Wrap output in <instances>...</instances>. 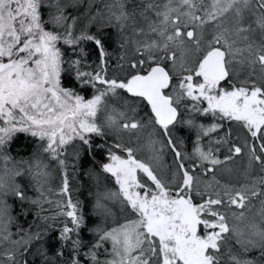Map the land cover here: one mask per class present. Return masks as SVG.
Wrapping results in <instances>:
<instances>
[{"label": "snow or ice", "instance_id": "6c2138e0", "mask_svg": "<svg viewBox=\"0 0 264 264\" xmlns=\"http://www.w3.org/2000/svg\"><path fill=\"white\" fill-rule=\"evenodd\" d=\"M0 264H264V0H0Z\"/></svg>", "mask_w": 264, "mask_h": 264}, {"label": "trees", "instance_id": "16d2710c", "mask_svg": "<svg viewBox=\"0 0 264 264\" xmlns=\"http://www.w3.org/2000/svg\"><path fill=\"white\" fill-rule=\"evenodd\" d=\"M110 50L113 51V52H118V49H117V46H116L115 43H112ZM114 57L116 58L115 55H114ZM77 179L79 181V188H80V191L78 192V195L80 196V198L82 200H85L86 198L89 197L88 191H89V187H90V182H88V178L87 177H86V179H83L79 175L77 176ZM81 180L85 182L83 185L81 184Z\"/></svg>", "mask_w": 264, "mask_h": 264}, {"label": "rangeland", "instance_id": "374dc122", "mask_svg": "<svg viewBox=\"0 0 264 264\" xmlns=\"http://www.w3.org/2000/svg\"><path fill=\"white\" fill-rule=\"evenodd\" d=\"M115 57L113 56V62H115ZM78 176V175H77ZM83 179H86V176H81ZM54 183H58V180L57 181H55ZM72 183L75 185V187H77V188H79V181H78V179L76 178V179H74L73 181H72ZM79 191H80V188H79ZM73 195L74 196H76V195H78V192H76V191H74L73 192ZM90 197H88V198H86L85 199V201H90Z\"/></svg>", "mask_w": 264, "mask_h": 264}]
</instances>
